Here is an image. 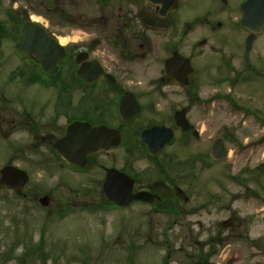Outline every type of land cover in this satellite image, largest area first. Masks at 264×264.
Masks as SVG:
<instances>
[{"label":"rangeland","instance_id":"374dc122","mask_svg":"<svg viewBox=\"0 0 264 264\" xmlns=\"http://www.w3.org/2000/svg\"><path fill=\"white\" fill-rule=\"evenodd\" d=\"M95 1L80 0L78 9L67 11L98 15ZM240 1L227 0L223 8L219 0H186L176 13L191 21V46L206 39L195 58L205 66L194 80L195 89L187 90H194L200 101H213L207 113L196 108L189 115L192 122L201 121V139L188 146L175 141L164 150L173 157L169 171L180 187L189 180L190 201H169L158 212L140 203L115 208L104 202L96 169L76 174L40 171L18 150L25 138L0 139V168L11 163L29 174L24 198L0 187V264H264V29L246 53L247 32L238 26ZM2 7H7L5 0H0ZM108 7L115 14L121 7L133 19V9L119 0H111ZM0 17L5 19L2 10ZM197 19L220 21L221 28L209 32L193 22ZM62 28L67 41L71 27ZM7 39L6 45L9 35ZM147 68L138 65L144 84L155 76ZM185 92L169 89L161 108L178 101L184 105ZM217 138L223 140L227 156L212 161L208 153ZM198 153L205 157L203 165L193 159ZM121 156L118 149L107 158L119 167ZM139 164L143 169L144 162ZM42 195L48 196L46 206L38 202ZM174 205L178 212L166 209Z\"/></svg>","mask_w":264,"mask_h":264},{"label":"flooded vegetation","instance_id":"af4514ba","mask_svg":"<svg viewBox=\"0 0 264 264\" xmlns=\"http://www.w3.org/2000/svg\"><path fill=\"white\" fill-rule=\"evenodd\" d=\"M184 1L179 0L172 13L161 17L154 5L119 0L124 8L133 9V19H129L121 7L116 14L109 9L111 0H96L98 15L89 16L67 11L78 9L80 0H23L19 4L18 0H5L7 7L0 8L5 15V19L0 17V139L13 135L25 138L26 144L18 150L33 159L40 171L55 168L76 174L96 169L102 191L107 170L116 169L132 179V194L147 192L155 197L128 206L140 203L158 212L169 201L188 203L192 194L186 190L192 186L188 180L185 188L180 187L181 181L169 171L173 157L164 150L175 141L185 146L199 141L201 121L192 122L189 115L196 108L207 113L213 101H200L194 90H187L194 87L205 64L195 58L201 52L198 46H205L206 39L190 45L191 21L176 15ZM219 1L223 8L228 4L227 0ZM141 5L149 15H143ZM193 22L204 24L209 32L221 28L220 21ZM63 24L71 27L72 36L67 41ZM8 35L10 44L6 45ZM216 60L218 64L220 59ZM142 64L155 74L149 83L138 78V65ZM185 88L188 96L184 105L178 101L176 108L173 104L161 108L169 89ZM176 119H184L185 130ZM153 127L169 130L172 139L160 150L150 151L142 142V134ZM105 136H118L120 142L90 152L85 158L75 156L78 138H94L95 142ZM118 149H122L119 167L107 158ZM193 159L203 165L205 157L198 153ZM139 162H144L143 169ZM19 193L14 194L27 195ZM166 209L178 212L176 205Z\"/></svg>","mask_w":264,"mask_h":264},{"label":"water","instance_id":"95a60500","mask_svg":"<svg viewBox=\"0 0 264 264\" xmlns=\"http://www.w3.org/2000/svg\"><path fill=\"white\" fill-rule=\"evenodd\" d=\"M142 2L154 5L158 8L157 14L161 17L175 10L179 0H141ZM240 20L239 25L249 32L245 41V50H249L252 41L256 34H259L264 27V0H244L240 6ZM23 35L20 38L18 48L23 50ZM51 45L55 46L54 43ZM58 50V48H57ZM61 51V50H60ZM173 61V60H172ZM170 62V60H169ZM168 69V67H167ZM169 72V71H168ZM178 126H181L184 130V119H176ZM116 133V132H115ZM117 135V134H116ZM172 138V133L169 130H161L160 128L153 127L143 132L142 142L147 146L148 150L155 151L160 150L166 143ZM94 138H78L76 149L78 151L75 156L85 158L86 154L95 152L100 149L108 148L109 146L119 143L118 136L111 138L105 136L104 139H97L93 142ZM113 139L115 141H113ZM211 156L214 159H221L226 155L224 148V142L221 138L214 140L211 147ZM65 156V154H62ZM71 156V155H70ZM70 156L65 158L69 159ZM28 181V176L22 170L14 166H4L0 170V186L13 190L16 193L20 192L23 186ZM132 180L125 174L117 171L116 169H108L105 180L102 184V191L104 195L115 205L125 206L129 203L140 200L148 201L155 198L147 192L131 193ZM39 203L46 206L48 203V197L44 196L39 199ZM224 227L228 225L226 221L222 223Z\"/></svg>","mask_w":264,"mask_h":264}]
</instances>
